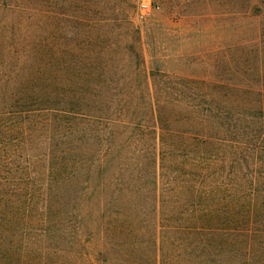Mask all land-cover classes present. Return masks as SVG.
<instances>
[{
  "label": "trees",
  "instance_id": "obj_1",
  "mask_svg": "<svg viewBox=\"0 0 264 264\" xmlns=\"http://www.w3.org/2000/svg\"><path fill=\"white\" fill-rule=\"evenodd\" d=\"M66 3L0 0V264H91L97 215L99 264L264 260V174L233 167L264 79L153 75L133 6L78 0L70 37Z\"/></svg>",
  "mask_w": 264,
  "mask_h": 264
},
{
  "label": "rangeland",
  "instance_id": "obj_2",
  "mask_svg": "<svg viewBox=\"0 0 264 264\" xmlns=\"http://www.w3.org/2000/svg\"><path fill=\"white\" fill-rule=\"evenodd\" d=\"M66 1L65 11L71 21L67 24L73 37L74 16L83 12L77 10L78 0ZM141 1L99 0L98 16L99 20L112 18L118 15L116 7L130 12L133 6L132 21L141 29L142 58L148 72L224 84L236 81L241 84L236 89L241 90L262 88L256 83L264 79V0H147L150 9L142 19L138 17ZM99 30L102 31V26ZM119 38L125 39L124 43L130 39L129 36ZM79 40L72 38L71 43ZM118 46L121 45L118 43ZM106 134H101L99 128L102 139ZM248 141L243 140L242 146L238 145L242 152L233 167L234 171L245 173L242 181L250 186L255 171L264 174V164L254 167L251 163L252 158L264 162V143L251 142V146L257 148L251 152L247 150L252 148ZM258 187L264 188L262 178H258ZM94 219L96 224L89 221L85 225L89 230L87 234H95L97 241L87 245L89 262L99 264V216ZM246 264H264V260L253 259Z\"/></svg>",
  "mask_w": 264,
  "mask_h": 264
},
{
  "label": "built area",
  "instance_id": "obj_3",
  "mask_svg": "<svg viewBox=\"0 0 264 264\" xmlns=\"http://www.w3.org/2000/svg\"><path fill=\"white\" fill-rule=\"evenodd\" d=\"M150 4L147 0H142L138 5V17L143 18L145 17L146 13L149 12Z\"/></svg>",
  "mask_w": 264,
  "mask_h": 264
}]
</instances>
